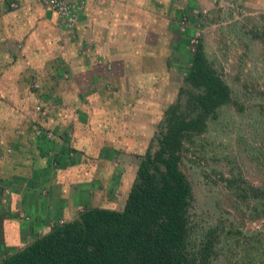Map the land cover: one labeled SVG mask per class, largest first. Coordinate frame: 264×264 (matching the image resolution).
I'll return each instance as SVG.
<instances>
[{
	"label": "rangeland",
	"instance_id": "rangeland-1",
	"mask_svg": "<svg viewBox=\"0 0 264 264\" xmlns=\"http://www.w3.org/2000/svg\"><path fill=\"white\" fill-rule=\"evenodd\" d=\"M213 3L210 8L184 5L182 14L174 10L167 15V22L171 17L174 24L166 30L165 44L159 46V54L153 48L146 53L145 60L151 63H144V70L142 64L138 66L142 75L132 71L124 79L126 91L102 71L106 77L77 87L74 84L82 79L64 70L62 60L51 57L40 76L19 74L12 70L13 62H21L19 53L6 51V41H0V50L12 59L3 65L11 72L0 87V162L10 153L18 159L29 153H16L22 149L15 145L18 137L27 136L30 143L35 130L53 136L51 128H36V119L54 121L59 130L65 129L68 140L58 141L70 146L68 158L75 161L66 165L71 161L65 158L58 164L57 153L47 157L54 175L63 172L62 182L68 180L67 193L80 207L78 213L84 206L121 210L141 156L157 149L164 111L176 102L185 103V95L180 94L186 88L185 71L201 43L208 62L228 86L231 103L218 110L217 117L207 122L206 132L186 143L181 154L180 169L193 195L190 250L214 233L215 256L210 264H264V208L251 195L252 190L264 188V6L246 10L234 0ZM78 129L94 142L80 141V136L73 141ZM24 166L20 171L29 174L31 168ZM19 175L17 170L4 173L0 181L22 178ZM239 188L245 189L247 198Z\"/></svg>",
	"mask_w": 264,
	"mask_h": 264
},
{
	"label": "crops",
	"instance_id": "crops-1",
	"mask_svg": "<svg viewBox=\"0 0 264 264\" xmlns=\"http://www.w3.org/2000/svg\"><path fill=\"white\" fill-rule=\"evenodd\" d=\"M216 1L85 0V8L76 29L68 31L58 17L37 0H0V41H6V51L19 53L21 62H13L12 65V70L19 74L22 71L40 76L43 74L41 68L51 57L54 61L62 60L64 70L82 79L74 84L77 87L92 85L91 82H97L93 78L106 77L103 76L106 74L114 80L115 86L119 84L121 90L126 91L124 79L132 71H138L137 75H142L144 72L138 69L144 63H151L145 60L146 53H150L153 48L154 54H159V46L165 44L166 30L173 28L174 24L171 17L167 22V15L174 10L176 14H182L184 5L190 9L210 8ZM234 1L246 10L264 6V0ZM148 58L151 60V57ZM155 60L153 61L156 62ZM6 61L11 63L12 59L0 50L1 88L11 72L9 66L7 70L3 68ZM97 85L102 87L104 83L99 81ZM105 106L101 107L106 108ZM47 123L36 119L35 127L51 128L52 137L39 134V130L34 131L30 143L27 136L18 137L14 144L22 149L16 153L19 156L24 150L29 153H25L26 156L21 159L10 153L6 161L0 162V178L2 174H12L14 170H17L18 175L22 174L19 175L22 178L14 181H0V261L24 248L36 237L47 234L52 225L71 221L79 214L80 207H75L76 202L67 193L68 180L62 182L63 172L59 174L60 177L54 175L53 165L51 166L47 157L52 153L62 154L63 157L72 156L70 146H61L58 141L60 137L63 141L68 140L66 131L59 130L58 123L54 121ZM78 131L79 129L75 131L76 139L73 141L78 142L79 136L83 142L92 140L90 135ZM92 142L94 140L90 141ZM81 144L83 148L84 143ZM78 146L81 147L80 144ZM27 162H30L29 166ZM24 165L31 168L30 175L28 171H20ZM25 174L29 176L25 177ZM55 180L58 181L56 185ZM86 207L88 206H84Z\"/></svg>",
	"mask_w": 264,
	"mask_h": 264
},
{
	"label": "trees",
	"instance_id": "trees-1",
	"mask_svg": "<svg viewBox=\"0 0 264 264\" xmlns=\"http://www.w3.org/2000/svg\"><path fill=\"white\" fill-rule=\"evenodd\" d=\"M185 72L186 88L180 91L185 103L176 102L164 111L157 149L141 156L123 208L86 207L75 219L54 224L47 234L0 264H210L215 256L214 233L190 250L193 195L180 162L185 144L206 132L207 122L231 103V94L201 43ZM55 156L58 164L65 158L71 161L66 165L74 164V157ZM239 190L246 196L245 189ZM251 195L264 208V188L252 190Z\"/></svg>",
	"mask_w": 264,
	"mask_h": 264
},
{
	"label": "built area",
	"instance_id": "built-area-1",
	"mask_svg": "<svg viewBox=\"0 0 264 264\" xmlns=\"http://www.w3.org/2000/svg\"><path fill=\"white\" fill-rule=\"evenodd\" d=\"M37 2L52 11L68 31L76 29L86 4L85 0H37Z\"/></svg>",
	"mask_w": 264,
	"mask_h": 264
}]
</instances>
